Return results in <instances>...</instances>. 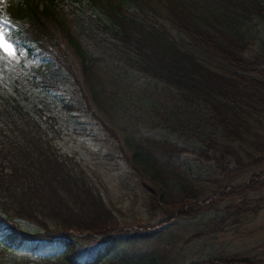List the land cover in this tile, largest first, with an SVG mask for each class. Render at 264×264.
<instances>
[{
	"label": "trees",
	"instance_id": "1",
	"mask_svg": "<svg viewBox=\"0 0 264 264\" xmlns=\"http://www.w3.org/2000/svg\"><path fill=\"white\" fill-rule=\"evenodd\" d=\"M263 18L262 0H14L6 9L0 6L6 32L10 36L21 31L29 35L26 56L50 52L54 66L71 75L86 111L103 125L114 122V114L123 110L119 109L122 100L132 105L142 102L152 107V113L158 109L171 120L175 114L174 121L163 122L162 127L182 128L186 135H194V141L216 151L219 161L232 156L237 165L243 158L264 161L259 155L264 151V38L251 55L246 54L255 36L248 24ZM141 85L144 87H137ZM142 91L146 99L138 95ZM124 109L128 111V107ZM130 111L131 115L126 113L134 124L135 110ZM35 114L0 86V246L53 256L57 264L66 260V264H98L107 258L103 254L128 235L137 239L142 234L126 235L86 169L56 148ZM104 115L105 120L101 118ZM175 117L184 121L178 124ZM136 127L124 133L127 153L121 151L128 167L146 184L142 187L147 196L144 207L163 216L160 220H170L191 217L205 200L211 206V196H204L206 186L174 169L168 161L185 149L144 137ZM263 171L251 174L240 185L211 194L221 200L247 195L264 186ZM167 173L172 177L167 178ZM156 174H161V179ZM188 179L192 181L188 183ZM179 189L184 192L179 194ZM166 191L172 197L166 199ZM171 193H176V198ZM15 220H29L42 230L24 232ZM76 233L102 235L103 250L79 260L76 238L71 237ZM122 234L124 239H120ZM247 256L215 255L208 258L211 261L189 264L264 263Z\"/></svg>",
	"mask_w": 264,
	"mask_h": 264
},
{
	"label": "rangeland",
	"instance_id": "2",
	"mask_svg": "<svg viewBox=\"0 0 264 264\" xmlns=\"http://www.w3.org/2000/svg\"><path fill=\"white\" fill-rule=\"evenodd\" d=\"M13 1L0 0V5L6 9ZM73 4L78 5L76 1ZM248 26L255 35L246 51L247 55H251L264 38V18L253 19ZM11 40L18 49H24L29 37L26 33H20ZM50 56V53L44 52L33 57L0 60V86L32 114L37 113L36 119L47 129L56 148L74 157L86 169L90 180L96 184L104 202L116 217L118 226L121 229L125 226L126 234L142 233L143 236L136 240H129L128 236L121 245L103 254L107 258L98 264H189L215 255L234 254H249L264 260V186L247 195L224 200L219 199L217 194H211L246 182L251 174L264 169V161L257 160L258 157H254L253 161L243 158L242 164L237 165L232 156L219 161L218 153L194 141V135H186L180 128L173 129L171 125V128L162 127L160 124L163 122H172L171 117L158 109H155V112L158 110L157 114L152 113V107H145L142 102L132 105L128 100H124V103L122 100L119 109L121 107L123 110L116 112L114 122L105 126L100 119L93 118L86 111L79 91L72 84L71 75L56 68ZM138 95H141V99L147 97L144 92ZM125 107H128V111ZM131 108L135 110L132 112L134 117L131 116L134 124H131L126 113ZM101 118L105 120V115ZM153 122L157 125H153ZM134 126L144 137L168 141L185 149L168 161L174 169L206 186L204 196H211V206L205 200L201 209H196L191 217H173L170 222L160 220V214L150 215L154 211L149 212L144 207L147 196L142 192L146 184L128 167L121 151L126 149L124 133ZM259 155L264 156V151ZM15 223L18 229L30 234L40 231L36 225L25 220H15ZM72 237L76 238L74 242L80 255L77 253V257L81 260L89 259L103 250L102 235L76 233ZM148 237L152 241L149 242ZM158 237H162L161 240ZM144 242H149L153 247ZM0 264L57 263L53 256L14 252L0 246Z\"/></svg>",
	"mask_w": 264,
	"mask_h": 264
},
{
	"label": "bare ground",
	"instance_id": "3",
	"mask_svg": "<svg viewBox=\"0 0 264 264\" xmlns=\"http://www.w3.org/2000/svg\"><path fill=\"white\" fill-rule=\"evenodd\" d=\"M217 80H218V79H217ZM217 80H216V81H217ZM219 81H220V80H219ZM219 83H220V82H219ZM219 86H220V85H219ZM172 97H173V96H172ZM172 99H173V98H172ZM175 101H176V100H175ZM169 102H170V101H169ZM172 102H173V101H172ZM217 102H219V100H218ZM174 103H176V102H174ZM170 104H171V103H170ZM169 106H170V105H169ZM167 107H168V106H167ZM171 107H172V106H171ZM174 107H175V106L173 105V108H174ZM168 108H169V107H168ZM168 110H169V109H168ZM169 111H170V110H169ZM173 112H174V111H173ZM166 113H168V111H167ZM171 113H172V112H171ZM169 114H170V112H169ZM171 116H172V114H171ZM174 116H175V114H174ZM174 116H173V118H174ZM173 118H172L171 121H174ZM175 118H177V117H175ZM178 118H179V117H178ZM178 118H177V119H178ZM175 120H176V119H175ZM181 120H182V119H181ZM169 121H170V120H169ZM182 121H184V120H182ZM182 121H180V119H178L177 122H178V124H179V122L181 123ZM175 122H176V121H175ZM175 122H174V124H175V126H176V123H177V122H176V123H175ZM167 123H168V122H167ZM170 123H171V122H170ZM178 124H177V125H178ZM185 124H187V122H186ZM185 124H183V125H185ZM180 125H182V124H180ZM166 126H168V125L166 124ZM168 127H169V126H168ZM172 127H174V126H172ZM182 127H185V126H182ZM170 128H171V126H170ZM177 128H180V127H177ZM175 129H176V127H175ZM180 129L182 130V128H180ZM178 130H179V129H178ZM178 130H177V131H178ZM181 130H180V131H181ZM184 131H185V130H184ZM182 132H183V131H182ZM183 133H184V132H183ZM180 134H181V133H180ZM128 140H129V139H128ZM128 145H129V144H128ZM149 152H152V153H153L152 150L149 151ZM149 152H148V155L151 154V153H149ZM213 152H214V151H213ZM155 153H156V151H155ZM156 154H157V153H156ZM159 154H160V153H159ZM145 155H146V154H145ZM153 155H154V154H153ZM215 155H216V153H215ZM217 155H218V154H217ZM150 157H151V156H150ZM161 158H165V157H161ZM217 158H218V156H217ZM168 159H169V158H168ZM172 159H173V158H172ZM216 160H217V159H216ZM129 161H130V160H129ZM153 161H154V160H153ZM130 163H131V162H130ZM153 163H154V162H153ZM159 163H160V162L158 161V164H159ZM131 164H132V163H131ZM155 164H156V163H155ZM167 164H168V163H167ZM167 164H166V165H167ZM147 165H148V164H147ZM149 165H150V164H149ZM149 165H148V167H149ZM151 165H152V164H151ZM151 165H150V166H151ZM168 165H169V164H168ZM152 166H153V165H152ZM162 166H163V165H161V167H162ZM169 166H170V165H169ZM161 167L158 168V169H161ZM151 168H153V167H151ZM164 168H166V167H164ZM164 168H162V169H163L164 172H165V171L167 170V168H166V169H164ZM169 168H170V167H169ZM171 168H172V167H171ZM152 170H153V169H151V171H152ZM155 170H156V169H155ZM169 170L171 171V169H169ZM169 170H168V171H169ZM153 171H154V170H153ZM161 172L163 173L162 170H161ZM161 172H160V173H161ZM171 172H172V171H171ZM173 172H175L174 169H173ZM156 173H157V172H156ZM168 173H169V172H168ZM168 173H167L166 176H168ZM263 173H264V171H263ZM28 174H32V173H28ZM28 174H27V176L30 177ZM164 174H166V173H163V175H164ZM169 174H170V173H169ZM175 174H176V172H175ZM20 175H21V174H20ZM20 175H19V176H20ZM141 175H142V174H141ZM156 175H157V174H156ZM159 175L161 176V174H159ZM159 175H157V177H158ZM172 175H173V174H172ZM261 175H262V174H261ZM25 176H26V175H25ZM31 176H32V175H31ZM143 176H144V175H143ZM259 176H260V175H259ZM145 177H146V176H145ZM169 177H172V176L169 175L167 178H169ZM173 177H174V176H173ZM256 177H258V176H256ZM23 178H24V177H23ZM158 178H160V177H158ZM175 178H176V176H175ZM28 179H29V178H28ZM55 179H56V178H55ZM55 179H54V180H55ZM160 179H161V178H160ZM162 179H163V178H162ZM19 180H21V179L19 178ZM19 180H18V181H19ZM23 180H24V179H23ZM56 180H58V179H56ZM165 180H166V178H165ZM165 180H164V181H165ZM171 180H172V179H171ZM173 180H175V179H173ZM173 180H172V181H173ZM188 180H189V179H188ZM188 180H187V181H188ZM16 181H17V180H16ZM25 181H26V178H25ZM58 181H59V180H58ZM60 181H61V180H60ZM154 181H156V180H154ZM182 181H183V180H182ZM190 181H192V179L189 180L188 183H189ZM193 181L195 182V180H193ZM256 181H259V180H256ZM263 181H264V180H263ZM263 181H262V182H263ZM19 182H22V181H19ZM156 182H157V181H156ZM168 182H170V181H167V183H168ZM29 183H30V182H29ZM52 183H55V182H52ZM160 183H162V182H160ZM164 183H165V182H164ZM183 183H187V182L184 181ZM196 183H197V181H196ZM17 184L19 185L20 183H17ZM39 184H40V183H39ZM47 184H48V183H47ZM50 184H51V183H50ZM56 184H57V182H56ZM162 184H163V183H162ZM197 184H199V183H197ZM20 185H21V184H20ZM37 185H38V184H37ZM35 186H36V185H35ZM41 186H42V185H41ZM43 186H44V184H43ZM46 186H47V185H46ZM93 186H95V185H93ZM95 187H96V186H95ZM34 188H35V187H34ZM37 188H39V187L37 186ZM93 188H94V187H93ZM262 188H263V187H262ZM262 188H261V189H262ZM46 189H47V188H46ZM46 189H45V190H46ZM160 189H161V188H160ZM176 189H177V188H176ZM258 189H259V188H258ZM37 190H38V189H37ZM43 190H44V189H43ZM45 190H44V191H45ZM93 190H94V189H93ZM95 190H96V189H95ZM183 190H184V189H182V191H181V190L179 189L180 192H178L177 190H176V191L180 194L181 192H182V193L184 192ZM188 190H189V189H188ZM256 190H257V189H256ZM46 191H47V190H46ZM97 191H98V189H97ZM155 191H156V190H155ZM185 191H186V190H185ZM160 192H161V190H160ZM166 192H167V194H166V196H167V195H168V192H170V191H166ZM173 192H174V191H173ZM186 192H188V191H186ZM189 192H191V191H189ZM39 193H40V190H39ZM43 193H44V192H43ZM154 193H155V192H154ZM158 193H159V192H158ZM161 193H162V192H161ZM41 194H42V191H41ZM187 194H188V193H187ZM187 194H186V196H187ZM47 195H48V194H47ZM159 195H160V194H159ZM161 195H162V194H161ZM171 195H174V197H175L176 193H175V194H174V193H173V194L171 193ZM181 195H182V194H181ZM44 196H45V194H44ZM157 196H158V195H157ZM183 196H184V195H183ZM183 196H182V197H183ZM169 197H172V196H169ZM169 197L167 196V198H166V197H165V198L168 199ZM177 197H178V194H177ZM182 197H181V198H182ZM47 198H48V197H47ZM50 198H51V197H50ZM82 198H83V197H82ZM162 198H163V197H162ZM165 198H164V200H166ZM175 198H176V197H175ZM185 198H186V197H185ZM51 199H52V198H51ZM55 199H56V198H55ZM151 199L153 200V196H152V198H150V200H151ZM158 199H159V198H158ZM177 199H180V198H177ZM177 199H176V200H177ZM154 200H155V198H154ZM161 200H163V199H161ZM183 200H184V199H183ZM46 201H47V200H46ZM48 201H49V200H48ZM51 201H53V199H52ZM51 201H50V202H51ZM55 201H56V200H55ZM158 201H160V199H159ZM167 201H168V200H167ZM53 203H54V202H53ZM149 203H151V201H150ZM161 203H162V201H161ZM164 203H165V202H164ZM151 204H152V203H151ZM155 204H156V203H155ZM162 204H163V203H162ZM53 205H54V204H53ZM164 205H165V204H164ZM166 205H167V204H166ZM150 207H151V205H150ZM159 207H161V206H159ZM166 207H167V206H166ZM166 207H165V208H166ZM73 208H74V207H73ZM151 208H152V207H151ZM75 209H76V208H75ZM160 209H161V208H160ZM73 210H74V209H73ZM163 210H164V209H163ZM158 211H160V210H158ZM161 211H162V210H161ZM161 211H160V212H161ZM166 211H168V210H166ZM42 212H43V211H42ZM45 212H46V211H45ZM47 212H48V211H47ZM47 212H46V213H47ZM59 212H60V211H59ZM111 212H112V211H111ZM40 213H41V211H40ZM40 213H39V214H40ZM43 213H44V212H43ZM61 213H62V212H61ZM67 213H68V212H67ZM70 213H71V212H70ZM102 213L104 214V212H102ZM102 213H101V214H102ZM164 213H165V212H164ZM166 213H167V212H166ZM166 213H165V214H166ZM168 213H169V212H168ZM74 214H75V213H74ZM101 214H100V218H102V217H101V216H102ZM112 214H113V213H112ZM151 214L153 215V213H150V215H151ZM172 214H173V212H172ZM172 214H171V215H172ZM64 215H65V214H64ZM70 215H71V214H70ZM154 215H155V214H154ZM154 215H153V216H154ZM163 215H164V214H163ZM76 216H77V215H76ZM83 216H84V215H83ZM93 216H94V215H93ZM158 216H159V215H158ZM168 216H169V215H168ZM172 216H173V215H172ZM70 217H71V216H70ZM94 217H95V216H94ZM162 217H163V216H162ZM38 218H39V217H38ZM80 218H81V217H80ZM86 218H87V217H86ZM86 218H85V219H86ZM160 218H161V217H160ZM34 219H35V218H34ZM36 219H37V218H36ZM44 219H45V218H44ZM77 219H78V217H77ZM92 219H93V218H92ZM104 219H105V217H104ZM151 219H152V217H151ZM151 219H150V220H151ZM153 219H154V217H153ZM181 219H182V218H181ZM183 219H184V218H183ZM29 220H30V219H29ZM29 220H28V221H29ZM32 220H33V219H32ZM39 220H40V219H39ZM69 220H70V219H69ZM87 220H88V219H87ZM87 220H86V221H87ZM36 221H37V220H36ZM36 221L33 220V222H36ZM40 221H42V219H41ZM79 221H80V220H79ZM112 221H113V220H112ZM42 222H43V221H42ZM42 222H41V224H42ZM70 222H72V221H70ZM73 222H74V221H73ZM89 222H90V221H89ZM89 222H87V223H89ZM169 222H170V220H169ZM169 222H167V223H169ZM44 223H45V222H44ZM39 224H40V222H39ZM45 224H46V223H45ZM69 224H70V223H69ZM85 224H86V223H85ZM90 224H91V223H90ZM98 224H99V223H98ZM34 225H35V224H34ZM36 225H38V224H36ZM49 225H50V224H49ZM59 225H60V224H59ZM71 225H72V224H71ZM76 225H77V224H76ZM83 225H84V224H83ZM101 225H102V224H101ZM41 226H42V225H41ZM43 226H44V225H43ZM43 226H42V227H43ZM102 226H103V225H102ZM104 226H105V225H104ZM104 226H103V227H104ZM162 226H165V225H162ZM162 226H161V227H162ZM167 226H168V225H167ZM95 228H96V227H95ZM97 228H98V227H97ZM100 228H101V226H100ZM115 228H116V227H115ZM44 229L47 230L46 227H45ZM98 229H99V228H98ZM117 229H118V228H117ZM124 229H125V226H124ZM163 229H165V227H164ZM40 230H42V229H40ZM55 230H56V229H55ZM77 230H78V229H77ZM156 230L158 231V229H156ZM156 230H155V231H156ZM160 230H161V229H160ZM57 231H59V230H57ZM92 231H93V230H92ZM126 231H127V230H126ZM40 232H41V231H40ZM161 232H162V231H161ZM57 233H58V232H57ZM77 233H78V231H77ZM114 233H115V232H114ZM114 233H113V234H114ZM121 233H122V232H121ZM68 234H72V233H68ZM128 234H129V233H128ZM141 234H142V233H141ZM144 234H145V233H144ZM48 235H49V234H48ZM55 235H56V234H55ZM64 235H65V234H64ZM66 235H67V234H66ZM66 235H65V237H66ZM111 235H112V234H111ZM122 235H123V234H122ZM122 235H121V237H122ZM124 235H125V233H124ZM124 235H123V238H120V237H119V238H120V239H124ZM126 235H127V234H126ZM133 235H134V234H133ZM137 235H138V234H137ZM147 235H148V234H147ZM35 236H36V235H35ZM40 236H42V235H40ZM128 236H130V235H128ZM128 236H127V237H128ZM138 236H139V235H138ZM142 236H143V235H142ZM45 237H46V236H45ZM67 237H68V236H67ZM71 237H72V236H71ZM71 237H70V238H71ZM114 237H115V236H114ZM132 237H133V236H132ZM132 237H131V238H132ZM145 237H146V235H145ZM145 237H144V239H145ZM48 238H49V237H48ZM50 238H51V237H50ZM128 238H129V237H128ZM131 238H130V239H131ZM140 238H141V237H140ZM148 238H149V237H148ZM158 238H160V237H158ZM161 238H162V237H161ZM161 238H160V240H161ZM46 239H47V238H46ZM58 239H59V238H58ZM61 239H63V236H62ZM65 239H66V238H65ZM130 239H129V240H130ZM137 239H138V238H137ZM150 239H151V238H149V242L152 241V239H151V240H150ZM41 240H42V239H41ZM67 240H68V238H67ZM113 240H114V239H113ZM117 240H118V238H117ZM135 240H136V239H135ZM135 240H134V241H135ZM141 240H142V239H141ZM141 240H139V241L141 242ZM160 240H159V241H160ZM42 241H43V240H42ZM49 241H50V240H49ZM64 241H65V240H64ZM115 241H116V239H115ZM125 241H126V240H125ZM139 241H138V242H139ZM144 241H145V240H144ZM162 241H163V240H162ZM140 242H139V243H140ZM149 242L147 243L148 245H149ZM69 243H70V242H69ZM144 243L146 244V242H144ZM137 244H138V243H137ZM140 244H141V243H140ZM147 244H146V245H147ZM120 245H121V244H120ZM141 245H142V244H141ZM66 246H67V245H66ZM149 246H151V245H149ZM158 246H159V245H158ZM68 247H69V246H68ZM143 247H144V246H143ZM151 247H153V246H151ZM156 247H157V246H156ZM138 249H139V248H138ZM140 249H141V248H140ZM71 250H72V249H71ZM143 250H145V249H143ZM143 250H142V251H143ZM151 250H152V249H151ZM21 251H22V250H21ZM63 251H64V250H63ZM148 251H150V250H148ZM156 251H157V250H156ZM71 252H74V251L72 250ZM150 252H151V251H150ZM153 252H154V248H153ZM61 253H62V256H63V252H61ZM77 253H78V252H77ZM77 253H76V254H77ZM145 253H146V252H145ZM147 253H148V252H147ZM72 254H73V253H72ZM74 254H75V252H74ZM240 254H241V253H240ZM64 255H65V254H64ZM78 255H79V253H78ZM169 255H170V254H169ZM234 255H235V254H234ZM248 255H249V254H248ZM62 256H61V257H62ZM142 256H143V255H142ZM148 256H149V255H148ZM152 256H153V255H152ZM152 256H151V257H152ZM230 256H231V255H230ZM240 256H241V255H240ZM69 257H70V256H69ZM79 257H80V255H79ZM149 257H150V256H149ZM247 257H249V256H247ZM73 258H74V257H73ZM75 258H76V257H75ZM214 258H215V257H214ZM221 258H223V257H221ZM227 258H228V257H227ZM244 258H246V257L243 256V259H244ZM254 258H255V256L253 257V259H254ZM71 259H72V258H71ZM71 259H70V260H71ZM158 259H159V258H158ZM160 259H161V258H160ZM162 259H163V258H162ZM217 259H218V258H217ZM217 259H215V260H217ZM219 259H220V258H219ZM229 259H230V258H229ZM232 259H233V258H232ZM235 259H237V257H236ZM239 259H240V257H239ZM248 259H249V258H248ZM248 259H247V262L250 263V259H249V260H248ZM256 259H257V257H256ZM256 259H254V260H256ZM79 260H81V259H79ZM145 260H146V259H145ZM148 260H149V259H148ZM148 260H147V261H148ZM209 260H210V259H208V261H209ZM227 260H228V259H227ZM227 260H226V263L228 262ZM251 260H252V258H251ZM75 261H76V260H75ZM75 261H74V262H75ZM83 261H84V260H83ZM150 261H152V260H150ZM210 261H211V260H210ZM212 261H213V258H212ZM238 261L241 262L240 260H238ZM261 261H263V260L261 259ZM64 262H65V261H64ZM72 262H73V261H72ZM72 262H71V263H72ZM77 262H78V261H77ZM159 262H161V261H159ZM206 262H207V261H206ZM213 262H214V261H213ZM230 262H231V260H230ZM242 262H243V261H242ZM251 262L253 263V261H251ZM66 263H67V260H66ZM66 263H65V264H66ZM147 263H148V262H147ZM152 263H153V262H152ZM215 263L218 264L217 262H215ZM69 264H70V262H69ZM73 264H74V263H73ZM77 264H78V263H77ZM89 264H90V263H89ZM92 264H93V263H92ZM145 264H146V262H145ZM148 264H149V263H148ZM160 264H161V263H160ZM219 264H220V262H219ZM228 264H229V263H228ZM233 264H234V263H233ZM244 264H246V263L244 262ZM254 264H255V263H254ZM259 264H260V263H259ZM263 264H264V263H263Z\"/></svg>",
	"mask_w": 264,
	"mask_h": 264
},
{
	"label": "snow or ice",
	"instance_id": "4",
	"mask_svg": "<svg viewBox=\"0 0 264 264\" xmlns=\"http://www.w3.org/2000/svg\"><path fill=\"white\" fill-rule=\"evenodd\" d=\"M28 53L23 49H18L15 42L5 30V21L0 20V60L2 59H18L26 56Z\"/></svg>",
	"mask_w": 264,
	"mask_h": 264
}]
</instances>
